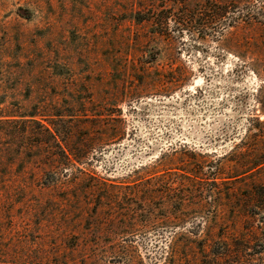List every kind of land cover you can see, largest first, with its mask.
Instances as JSON below:
<instances>
[{"label":"rangeland","instance_id":"obj_1","mask_svg":"<svg viewBox=\"0 0 264 264\" xmlns=\"http://www.w3.org/2000/svg\"><path fill=\"white\" fill-rule=\"evenodd\" d=\"M49 122L96 150L53 169ZM262 143L264 0H0V264H264L235 164ZM164 153L202 199L128 187Z\"/></svg>","mask_w":264,"mask_h":264},{"label":"trees","instance_id":"obj_2","mask_svg":"<svg viewBox=\"0 0 264 264\" xmlns=\"http://www.w3.org/2000/svg\"><path fill=\"white\" fill-rule=\"evenodd\" d=\"M231 22L227 23V26H230ZM34 117V115L32 116ZM95 124V126L100 129L104 130L105 122L103 119H95V120H87ZM114 122H121V119L118 116L113 118ZM50 123V122H49ZM51 127H44L45 135L49 136L50 141L45 142L44 144H40L37 148H48L50 152L47 154L53 159L52 168H63L64 166L69 165L72 161H79V159L86 158L88 155L93 153L97 146H93L90 144H69L67 142L60 143L56 140L58 137H63L68 139L73 136V130L70 127L69 129L64 130L63 132L59 131L55 124H49ZM115 130V134L117 133ZM119 132V131H118ZM86 140V139H85ZM100 146H98L99 148ZM102 147V146H101ZM194 155V154H192ZM237 160L235 161L236 171L243 175L244 180L247 178L251 179V182L246 185L247 191L243 198L240 200L244 202V209L250 208L253 211V214H257L254 211H259V215L264 220V143H262L257 148H248L245 150H239L236 152ZM168 156V161L170 162L171 159L174 157L172 154L164 153L161 157L157 158L152 165L150 166H141L139 169L143 172V178H140L138 181L131 182V187L133 189L140 188L139 193L143 196L144 189L147 190V198H142V201L145 203H151L153 201L159 200L163 195V200L169 206H173L179 204V208H184L185 199L183 196L187 194V196H196L198 195V200L204 197V187H202L199 191L200 194H197V191L201 184V176H204L203 167L200 168L194 165H187L183 166L184 168H179L180 179H173L165 178L168 177V174H171V170L166 168V161L163 158ZM170 157V159H169ZM67 160L66 162H62V160ZM170 176V175H169ZM64 178V177H63ZM66 179V178H65ZM58 181L57 179L50 180L49 183H54ZM69 180H67L68 182ZM66 182V183H67ZM111 187L116 188V192H113L115 196H118L121 193L118 189H121L122 186L118 185H111ZM90 191H102V187L96 186H89L88 188ZM164 189V192L161 190ZM85 190V189H84ZM136 193V192H135ZM133 195V193H131ZM129 194V195H131ZM183 194V196H182ZM141 201V200H140ZM178 208V209H179ZM187 216H180L177 220L179 222L186 221ZM251 218H255L254 215ZM167 219V218H165ZM228 248L225 252L226 257H230L228 253Z\"/></svg>","mask_w":264,"mask_h":264}]
</instances>
